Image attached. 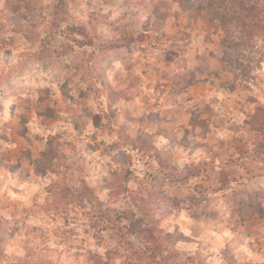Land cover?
Listing matches in <instances>:
<instances>
[{"label":"rangeland","instance_id":"374dc122","mask_svg":"<svg viewBox=\"0 0 264 264\" xmlns=\"http://www.w3.org/2000/svg\"><path fill=\"white\" fill-rule=\"evenodd\" d=\"M206 6L135 0L97 44L111 13L91 0H0V40L22 35L33 72L52 70L19 114L0 106V264H132L150 244L127 234L143 207L196 264H264V56L224 47ZM169 22L183 26L164 67H137ZM193 32L208 47L189 67Z\"/></svg>","mask_w":264,"mask_h":264},{"label":"clouds","instance_id":"9594fccd","mask_svg":"<svg viewBox=\"0 0 264 264\" xmlns=\"http://www.w3.org/2000/svg\"><path fill=\"white\" fill-rule=\"evenodd\" d=\"M133 3H135V0H91V7L87 8V11L92 12L102 8L103 13H101V15L109 12L111 13L106 16V20L94 25V34L97 44L102 43L107 33L110 31L107 27V22L119 23L118 17ZM236 3L237 8L235 14L237 19L233 27L237 31H246L250 43L253 44L255 48L264 51V0H236ZM77 8L85 9V4L79 3L73 6L70 11V16H79L81 20H85L86 15H81L80 12L77 11ZM49 19H51V17H49ZM71 22L72 20L69 18L65 20L64 23L68 24ZM182 26V24L174 26L171 22L161 25L159 30L153 33L154 39L151 41V44H154L155 47L148 46L143 56L140 52L135 53L141 60V64L137 65V67L142 68L144 57L146 56L149 64H155L153 57H157L161 63L156 66L163 68L162 53L169 45L173 44L175 40L178 39L177 30ZM8 35L11 34L9 33ZM178 47H186L188 49L187 57L190 61L188 66L191 67L192 63H194V61H192V55L197 47L203 51V49L208 46L203 42V33L197 35L196 32H193L191 38L185 39ZM21 52L24 54L19 55L18 53ZM32 52H35V49L31 47L29 42L26 41L22 35L19 36L15 44L11 46L0 40V65L3 66V70L0 71V106H10L15 103L18 105V114L23 110V107H27V105L20 106L19 97L31 95L34 101L35 93L30 90L37 86L35 84V79L49 76V73L52 71L50 69L49 71L34 73L33 69L29 67L30 64L35 62ZM115 69H119L121 73H123V66L119 61L115 62ZM150 71L151 69H149V72ZM53 74H58V70ZM109 79H111V77H109ZM142 87V83L138 84L135 91H140ZM73 94H75V92ZM144 95L145 93L141 92V96L143 97ZM102 99V96L98 98L95 105H99L100 108H103ZM137 103H139V101H137ZM95 105L92 106V111H96ZM89 130H91L90 123ZM109 143H111V141H109ZM157 147H159V145H157ZM113 156H115V153H113Z\"/></svg>","mask_w":264,"mask_h":264},{"label":"trees","instance_id":"16d2710c","mask_svg":"<svg viewBox=\"0 0 264 264\" xmlns=\"http://www.w3.org/2000/svg\"><path fill=\"white\" fill-rule=\"evenodd\" d=\"M207 2L206 8L209 10V15L214 18L219 24L225 27L230 32V37L222 42V45L227 49L243 50L247 57L253 60H262L264 51L256 49L253 44L250 43L248 33L246 31H237L233 25L236 23L235 10L237 8L236 0H204ZM242 52V51H240ZM145 201V199H144ZM168 202L175 203L171 197H167ZM151 214H148L147 210L143 207L137 214L130 226L127 228V234L135 235L142 241L148 242V246L136 250L134 254L136 256L135 262L132 264H152L156 258L158 264H167V258H171L173 264H186L187 261L190 264H196L194 256L187 255L180 247L175 243H166L162 240V235L156 233V229L153 226V220ZM193 216H195L193 214ZM166 252L164 255L163 252ZM185 255V256H184Z\"/></svg>","mask_w":264,"mask_h":264}]
</instances>
